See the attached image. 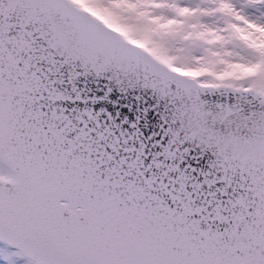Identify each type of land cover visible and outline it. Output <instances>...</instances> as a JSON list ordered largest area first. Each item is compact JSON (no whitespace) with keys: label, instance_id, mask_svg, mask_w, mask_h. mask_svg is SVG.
I'll return each mask as SVG.
<instances>
[{"label":"snow or ice","instance_id":"1","mask_svg":"<svg viewBox=\"0 0 264 264\" xmlns=\"http://www.w3.org/2000/svg\"><path fill=\"white\" fill-rule=\"evenodd\" d=\"M0 264H264V0H0Z\"/></svg>","mask_w":264,"mask_h":264}]
</instances>
